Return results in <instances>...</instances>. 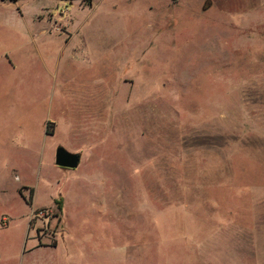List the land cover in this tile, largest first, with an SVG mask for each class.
<instances>
[{"label": "rangeland", "instance_id": "374dc122", "mask_svg": "<svg viewBox=\"0 0 264 264\" xmlns=\"http://www.w3.org/2000/svg\"><path fill=\"white\" fill-rule=\"evenodd\" d=\"M0 264H264V0H0Z\"/></svg>", "mask_w": 264, "mask_h": 264}, {"label": "water", "instance_id": "95a60500", "mask_svg": "<svg viewBox=\"0 0 264 264\" xmlns=\"http://www.w3.org/2000/svg\"><path fill=\"white\" fill-rule=\"evenodd\" d=\"M81 154L72 152L64 146L56 149L55 162L62 167L77 168L81 163Z\"/></svg>", "mask_w": 264, "mask_h": 264}, {"label": "trees", "instance_id": "16d2710c", "mask_svg": "<svg viewBox=\"0 0 264 264\" xmlns=\"http://www.w3.org/2000/svg\"><path fill=\"white\" fill-rule=\"evenodd\" d=\"M15 1H17V0H15ZM56 203L58 204L59 209H62V199L60 198V199L56 200Z\"/></svg>", "mask_w": 264, "mask_h": 264}, {"label": "crops", "instance_id": "0c3cea01", "mask_svg": "<svg viewBox=\"0 0 264 264\" xmlns=\"http://www.w3.org/2000/svg\"><path fill=\"white\" fill-rule=\"evenodd\" d=\"M46 27V26H45ZM71 27H72V24H71ZM48 28V27H47ZM49 29V28H48ZM73 30V29H72ZM56 153V152H55ZM21 194H23L21 191H19ZM56 245V247H57V244H55Z\"/></svg>", "mask_w": 264, "mask_h": 264}]
</instances>
